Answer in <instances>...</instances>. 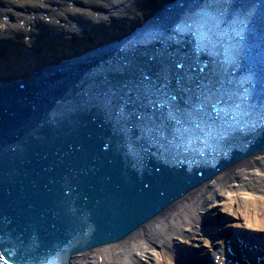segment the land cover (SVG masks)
<instances>
[{"label":"water","instance_id":"95a60500","mask_svg":"<svg viewBox=\"0 0 264 264\" xmlns=\"http://www.w3.org/2000/svg\"><path fill=\"white\" fill-rule=\"evenodd\" d=\"M51 48L0 77V264L118 242L264 151V0L150 1Z\"/></svg>","mask_w":264,"mask_h":264},{"label":"bare ground","instance_id":"6f19581e","mask_svg":"<svg viewBox=\"0 0 264 264\" xmlns=\"http://www.w3.org/2000/svg\"><path fill=\"white\" fill-rule=\"evenodd\" d=\"M150 1L0 0V77L12 74L14 50L25 65L42 62L40 52L53 57L59 41L69 51L76 38L114 35ZM63 264H264V151L189 190L118 242Z\"/></svg>","mask_w":264,"mask_h":264},{"label":"rangeland","instance_id":"374dc122","mask_svg":"<svg viewBox=\"0 0 264 264\" xmlns=\"http://www.w3.org/2000/svg\"><path fill=\"white\" fill-rule=\"evenodd\" d=\"M59 42H61V41H59ZM42 52H44V51L42 50ZM19 53H20V56L22 58L23 57L22 53L20 51H19ZM217 220L224 222L226 220L225 214H223V213L222 214L221 213L217 214ZM208 233H209V235L211 234V229L208 231Z\"/></svg>","mask_w":264,"mask_h":264}]
</instances>
